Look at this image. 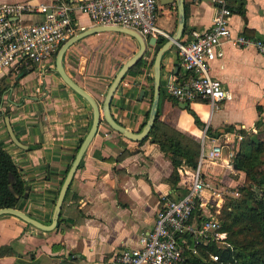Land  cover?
I'll return each instance as SVG.
<instances>
[{"label": "crops", "instance_id": "crops-1", "mask_svg": "<svg viewBox=\"0 0 264 264\" xmlns=\"http://www.w3.org/2000/svg\"><path fill=\"white\" fill-rule=\"evenodd\" d=\"M83 1L59 0L73 6L76 33L95 26L79 9ZM16 2L50 7L57 0H0V4ZM226 5L232 11L228 20L232 37L245 34L264 39V0H226ZM215 9L212 0H184V30L179 40H188L192 30H206ZM43 19L44 14L38 12L25 17L26 22ZM178 23L176 0H158L157 25L173 36ZM159 38L167 39L157 37L155 45L148 46L142 65L125 75L111 101L113 119L133 132L141 131L149 118ZM138 48V42L127 34L97 32L72 44L63 56V66L101 106L117 70ZM220 49L222 55L211 63L210 72L229 97L214 111L203 99L180 100L165 91L169 81L186 85L190 73L179 64L175 45L161 57L160 120L199 142L196 167L182 161L173 176L170 159L150 137L130 140L102 120L73 176L54 229L40 230L16 216L0 215V264H108L118 251L138 246L160 205L184 195L196 169L219 193L205 192L209 204L199 209L205 219L212 217L209 208L223 211L230 201L247 194L241 189L244 173L234 168L230 153L238 151L241 142L235 130L264 125V56L230 40L223 41ZM2 88L0 141L28 186L16 208L49 224L61 183L91 125L92 109L55 71V57L0 74ZM188 108L203 125L195 123ZM5 116L20 144L11 140ZM229 126L233 131H227ZM214 146H220V151L211 159ZM205 219L198 222L193 217L192 222L200 225Z\"/></svg>", "mask_w": 264, "mask_h": 264}, {"label": "built area", "instance_id": "built-area-1", "mask_svg": "<svg viewBox=\"0 0 264 264\" xmlns=\"http://www.w3.org/2000/svg\"><path fill=\"white\" fill-rule=\"evenodd\" d=\"M216 9L211 25L204 31L192 30L188 40H178L176 47L179 64L190 73L186 85L174 81L165 84V91L185 101L206 100L210 111L220 107L229 97L221 81L211 75V63L222 55L221 43L230 40L236 46L253 47L264 56V39L245 34L231 36L229 17L232 11L226 0H212ZM158 0H84L79 9L93 25L122 26L137 31L146 39L169 36L157 25ZM73 6L55 2L53 6H33L28 3L0 4V74L25 64H44L55 57L61 44L76 33V21L71 16ZM43 13L40 22H26L25 17ZM243 134L237 139L241 141ZM220 146H214L210 158L217 157ZM234 151L230 153L233 158ZM232 163V162H231ZM186 193L165 200L156 212L151 229L141 234L138 246L118 251L108 264H180L183 261V234L192 235L194 253L196 245L209 238L223 240L226 232L217 231L219 222L207 218L196 225L192 222L195 209L205 208L209 200L205 192L211 189L199 169L186 182ZM244 197L240 198V202ZM246 203V200H244ZM211 261L218 256L209 254Z\"/></svg>", "mask_w": 264, "mask_h": 264}, {"label": "trees", "instance_id": "trees-1", "mask_svg": "<svg viewBox=\"0 0 264 264\" xmlns=\"http://www.w3.org/2000/svg\"><path fill=\"white\" fill-rule=\"evenodd\" d=\"M166 40L159 38L156 49L158 50ZM142 63L143 59L127 74L134 73ZM3 90L4 88L0 89V94ZM173 102L176 103L174 100ZM258 107L259 111L262 110ZM189 111L195 123L203 125L196 113L191 109ZM227 131H233V127H227ZM235 131L243 133V139L238 151L234 153L233 163L236 165L235 169L244 173L241 189L252 195V201L249 204L231 201L228 208L218 216L219 230L229 235L228 244L220 246L211 238L206 243L199 242L196 245L197 253H194L188 247L192 243V235L188 232L183 234V261L180 264H207L204 258H209V254L218 256V260L210 261V264H264V137L259 139L254 135L245 134L240 128ZM148 137L157 143L170 159L175 168L173 176L182 161L191 167L197 166L199 142L165 125L160 120L159 110L145 139ZM27 188L21 171L0 141V208L16 207L19 200L27 195ZM254 189H258L259 193ZM192 217L197 218L198 222L205 219L198 208L194 210Z\"/></svg>", "mask_w": 264, "mask_h": 264}, {"label": "water", "instance_id": "water-1", "mask_svg": "<svg viewBox=\"0 0 264 264\" xmlns=\"http://www.w3.org/2000/svg\"><path fill=\"white\" fill-rule=\"evenodd\" d=\"M177 2V8H178V17H179V23L177 27L176 33L171 36L167 41L157 50L155 57H154V98L152 107L150 110L149 118L139 132H133L132 130L120 125L118 122L113 119L111 112H110V105L113 98V95L115 91L117 90L119 84L127 74V72L136 65L139 61L142 60L144 54L146 53L148 46L155 45L156 38L155 37H149L145 38L141 34H139L137 31L125 28L122 26H111V25H96L90 28H87L85 30H82L81 32L75 33L72 36H70L66 41H64L61 46L59 47L56 56H55V71L58 73V75L61 77L63 82L75 93H77L79 96L84 98L87 103L90 105L92 109V122L89 127V130L85 134L84 138L81 140L77 151L69 165V168L65 174V177L61 183L60 189L58 191V195L56 198L54 210H53V216L52 220L49 224H44L40 222L39 220L31 217L27 213L23 212L22 210L16 208V207H2L0 208V215L3 214H10L13 216H16L23 220L24 222L34 226L37 229L44 230V231H50L54 229L57 226L58 219L61 212V207L64 202V198L66 195V192L71 184V181L73 179V176L76 172V170L79 167V164L81 162V159L83 158L91 140L93 139L94 135L96 134L98 130V126L100 122L103 120L111 129L114 131L122 134L124 137L134 140V141H141L145 139L150 129L153 126L156 112H157V100L159 95V89H160V72H161V57L162 54L172 45H174L175 42H177L184 30V19H185V11H184V0H176ZM104 31H110V32H120L129 35L130 37L134 38L139 45V48L137 52L130 57L127 61H125L117 70L116 74L114 75L112 81L107 87V90L105 92L103 101L101 106L97 103L96 99L88 92L86 91L82 86L77 84L65 71L63 66V56L66 52V50L75 42L80 40L81 38L88 36L90 34H94L97 32H104ZM184 106H187V103H183ZM5 122L8 128L9 136L11 137V140L15 144H20L17 140L10 122L9 117L5 116ZM234 168H236V165H234Z\"/></svg>", "mask_w": 264, "mask_h": 264}, {"label": "rangeland", "instance_id": "rangeland-1", "mask_svg": "<svg viewBox=\"0 0 264 264\" xmlns=\"http://www.w3.org/2000/svg\"><path fill=\"white\" fill-rule=\"evenodd\" d=\"M262 123H259V124H257V125H255V126H253L252 128H248L247 130H245L244 131V133L245 134H250V135H254L256 138H259V139H263V137H264V125L262 124ZM243 139V138H242ZM242 139H241V141H242ZM255 190V192L256 193H259V190L258 189H254ZM243 191H245V190H243ZM246 192V191H245ZM247 194H244L243 193V195L241 196V197H244V199H243V201H241V203H244L245 201L244 200H246V203H250L251 201H252V195L251 194H249L248 192H246ZM241 197H239V198H237V199H235V201H239L240 200V198ZM232 201H234V200H232ZM231 202V201H230ZM240 202V201H239ZM245 203V204H246ZM226 208H228V205L226 206ZM225 210V209H224ZM222 211V210H221ZM221 211L220 210H218V211H216L214 208H209V213L212 215V217H214L218 222H219V219L217 218L219 215H220V213H221ZM201 213V212H200ZM196 217H197V215H196ZM219 227H220V223H219ZM217 231H220L219 230V228L217 229ZM221 232H224V231H221ZM227 233V232H226ZM228 233H227V235H226V237H224V239L223 240H216L217 242H218V244L221 246V245H224V244H228V242H227V238H228ZM209 239H211V238H209ZM200 242H202V243H206L207 242V240H202V241H200ZM195 253H197V251L195 252ZM204 260H205V263H207V264H210V258H204Z\"/></svg>", "mask_w": 264, "mask_h": 264}]
</instances>
